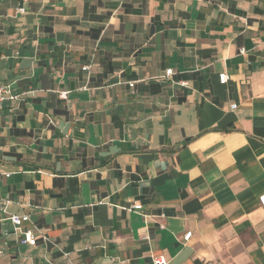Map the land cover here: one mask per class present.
Here are the masks:
<instances>
[{
    "label": "crops",
    "instance_id": "0c3cea01",
    "mask_svg": "<svg viewBox=\"0 0 264 264\" xmlns=\"http://www.w3.org/2000/svg\"><path fill=\"white\" fill-rule=\"evenodd\" d=\"M0 82V264H264V0H0Z\"/></svg>",
    "mask_w": 264,
    "mask_h": 264
},
{
    "label": "built area",
    "instance_id": "2783aa9c",
    "mask_svg": "<svg viewBox=\"0 0 264 264\" xmlns=\"http://www.w3.org/2000/svg\"><path fill=\"white\" fill-rule=\"evenodd\" d=\"M21 10L23 11L24 8H21ZM85 68H87V66ZM167 73H169V74L172 73V69H168ZM228 80H229V76L227 73L224 72V73L220 74L221 83H226ZM130 85L134 86V82H130ZM7 98L16 99L17 95L13 94L11 86L9 84L4 83V82H0V109L3 106V102ZM9 175H10L9 173H0V179L3 176H9ZM10 202H11V200L0 197V221L3 219L2 214H5L6 218L9 219L11 221V223L13 224L14 229L20 230V228H22V226L26 222H29L31 220L30 215L29 214L10 213L8 211V206H9ZM134 207L139 209L142 207V205L136 204V205H134ZM162 226H164V224ZM4 234L6 236L8 234V231L6 230L4 232ZM191 235H192V232L188 231L184 235V239L188 240L191 237ZM43 238L45 240H47L48 236L43 235ZM20 242L35 245L37 243V236L35 235V233L32 229L23 230L22 231V237L20 238ZM7 245H8L7 240H4L2 243H0V259H1V256L5 253ZM153 259H154L155 264H167V261L162 256H155ZM124 264H130V263L125 262Z\"/></svg>",
    "mask_w": 264,
    "mask_h": 264
}]
</instances>
